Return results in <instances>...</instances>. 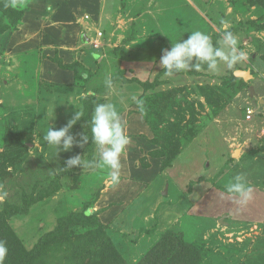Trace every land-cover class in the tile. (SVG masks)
I'll use <instances>...</instances> for the list:
<instances>
[{
    "label": "rangeland",
    "instance_id": "obj_1",
    "mask_svg": "<svg viewBox=\"0 0 264 264\" xmlns=\"http://www.w3.org/2000/svg\"><path fill=\"white\" fill-rule=\"evenodd\" d=\"M15 4L20 19L0 33V212L26 209L6 223L27 250L44 237L31 264H147L156 254L182 264L192 246L193 264H264V0ZM195 30L214 45L233 32L245 59L165 75L162 50ZM237 68L254 77L240 80ZM87 99L114 103L125 122L117 182L106 167L66 168L97 152ZM77 110L70 133L89 141L57 153L43 134ZM238 174L252 188L246 205L225 191ZM87 211L90 223L67 224ZM83 245L91 249L78 260Z\"/></svg>",
    "mask_w": 264,
    "mask_h": 264
},
{
    "label": "clouds",
    "instance_id": "obj_2",
    "mask_svg": "<svg viewBox=\"0 0 264 264\" xmlns=\"http://www.w3.org/2000/svg\"><path fill=\"white\" fill-rule=\"evenodd\" d=\"M238 43V37L231 31H224L222 41L215 45L205 32L190 31L187 39L172 41L170 49L162 50L159 64L167 76L192 69L199 70L204 64L209 70L216 72L221 64L232 67L245 59L246 54L239 49ZM105 84L111 88V78H107ZM133 99L135 100V97ZM81 116L82 112L77 110L67 124L59 129H54L49 124L46 133L43 134V141L55 146L57 153L68 152L73 149L74 145L83 147L88 143L89 137L81 134L80 139H77L70 133V129ZM89 123L92 134L91 142H94L97 148L96 155L89 160H84L81 155L71 156L66 160V168L106 167L110 170L109 175L112 181L117 182L122 168L121 157L130 143V137L125 131V122L114 103L104 102L95 104ZM225 191L235 197L240 205H246L252 199V188L246 177L241 174L234 176L225 185ZM6 252L7 248L3 242H0V264H3Z\"/></svg>",
    "mask_w": 264,
    "mask_h": 264
},
{
    "label": "trees",
    "instance_id": "obj_3",
    "mask_svg": "<svg viewBox=\"0 0 264 264\" xmlns=\"http://www.w3.org/2000/svg\"><path fill=\"white\" fill-rule=\"evenodd\" d=\"M16 2L17 0H0V33L3 32L6 28H8V26L4 24L5 20L7 21L9 20L11 23H16L20 19L22 12L17 8L15 4ZM256 27L262 28V29L264 28V26H260V27L256 26ZM91 55L93 57H97L96 54H91ZM194 70L195 69L188 70V71L191 73ZM251 73L253 74V72ZM237 78L243 81L241 77H237ZM95 104H96L95 99L93 100L87 99L83 103V118L86 121L87 128L89 129L88 131L89 135L91 134L89 121L91 119L92 110ZM18 211L25 212L26 209H22L18 206L9 204V205H6L4 209L0 212V242H3L5 247L7 248V252L3 258V264H31L32 262H35L36 257L39 255L40 251L45 247L44 243L42 245V242L44 240V237H42L31 250H27L26 248H24V246L22 245L18 237L15 235V233L10 229V227L6 223L7 217L13 213H17ZM87 214H88V211L86 213L84 212V214H82L81 216L73 215L74 216L73 220L70 219L67 224H72L77 221H83L85 223H90L89 221L90 218L88 217ZM47 235L54 236L56 234H54L53 232H50ZM189 247L190 246H188V248ZM200 248L201 246L199 247V249ZM90 249H91L90 246L83 245L80 247V249L76 250V252L74 253L75 255L73 254V257L78 258V260H82L84 253L90 252ZM190 249H193L191 252L192 255H188V254L179 255L183 257L181 261L182 264H193L191 261L199 259L200 251L199 250L197 251L195 246L194 247L192 246ZM176 253L178 254V252ZM163 258L164 257H161V254H156L155 257L150 258L147 264H162Z\"/></svg>",
    "mask_w": 264,
    "mask_h": 264
},
{
    "label": "water",
    "instance_id": "obj_4",
    "mask_svg": "<svg viewBox=\"0 0 264 264\" xmlns=\"http://www.w3.org/2000/svg\"><path fill=\"white\" fill-rule=\"evenodd\" d=\"M84 39L87 40V37L84 36ZM234 74L237 76V77H241L243 80L245 81H248V79H252L253 78V75L251 74L250 72V69L249 68H246V69H240V68H237L236 70H234ZM249 91H250V96L253 97L255 92H254V88L253 86H249ZM262 102V101H261ZM163 193H166V190H164ZM220 222H223L222 218H220Z\"/></svg>",
    "mask_w": 264,
    "mask_h": 264
},
{
    "label": "built area",
    "instance_id": "obj_5",
    "mask_svg": "<svg viewBox=\"0 0 264 264\" xmlns=\"http://www.w3.org/2000/svg\"><path fill=\"white\" fill-rule=\"evenodd\" d=\"M99 35H100V33H99ZM252 112H253V110H252L250 107H248V108L246 109V117H247V118H250Z\"/></svg>",
    "mask_w": 264,
    "mask_h": 264
},
{
    "label": "crops",
    "instance_id": "obj_6",
    "mask_svg": "<svg viewBox=\"0 0 264 264\" xmlns=\"http://www.w3.org/2000/svg\"><path fill=\"white\" fill-rule=\"evenodd\" d=\"M251 71V70H250ZM252 74V73H251ZM253 75V74H252ZM253 77H254V75H253Z\"/></svg>",
    "mask_w": 264,
    "mask_h": 264
}]
</instances>
